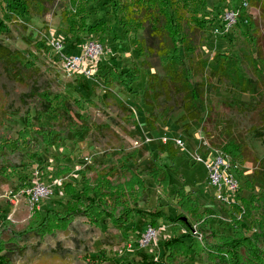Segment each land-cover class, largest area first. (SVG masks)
Instances as JSON below:
<instances>
[{
    "label": "rangeland",
    "instance_id": "1",
    "mask_svg": "<svg viewBox=\"0 0 264 264\" xmlns=\"http://www.w3.org/2000/svg\"><path fill=\"white\" fill-rule=\"evenodd\" d=\"M77 1L28 0L29 16L26 20H17L12 15L3 18L8 33L0 35V45L19 53L18 67L22 77L29 83L36 81L41 92L47 90L60 97L59 101H63L66 110L59 115L53 112L44 116L42 123L50 126L47 131H55L63 139L60 147L46 148L33 135L22 131L21 125L26 110L34 116L35 109L39 108L38 99H22L24 86L11 78L0 63V264H116L136 262L143 256H147L150 262L156 261L160 250L163 251L164 241L170 237L169 224L158 222V225L165 226V230L147 249L133 248L128 252V241L136 243L147 224L136 218L120 229L106 218L107 214L100 227L95 221L100 213H111L113 219L119 217L122 206L150 212L160 209L174 218L177 215L174 195L180 188L198 201L201 211L212 217V225L223 235L233 236L236 231L241 237L250 238L256 252L246 255L242 251V264H264V193L257 188L250 191L240 182L237 201L241 210L229 212L215 200L214 190L206 182L203 165L189 160V153L198 144L205 143L213 148L209 142L219 139L217 136L224 129H229L234 139L243 144L244 160L233 158V166L241 179L252 172L256 159L264 158V145L252 136L248 119L231 113L224 106L230 97L226 87L216 85L215 90L204 96L209 111L208 115H203L205 123L182 120L183 110L175 105L165 123L160 120L153 131L147 130L144 119L150 108L143 105V96L149 76L161 74L162 65L153 56H138L132 45L134 38L145 37L144 31L131 27L126 33L118 20L108 13L107 0H97L87 8L88 20L103 21L111 31L94 35L78 32L74 36L67 30L66 19L79 16ZM186 1L189 4L195 2ZM244 2L246 6L242 5ZM204 4L198 12L199 8H193L195 3L189 9L197 20L210 26L203 32H188L189 27L186 28L194 40L195 55L209 63L217 52L234 54L241 62L243 75L255 80V74L246 62L248 52L244 34L253 36L256 44L253 55L264 62V0H204ZM239 7L242 8L239 23L232 32L226 37L214 36L211 31L219 25L221 14ZM4 12L0 0V19ZM244 16L250 19L254 29L243 23ZM51 37L63 38L71 49L92 38L104 49L97 75L115 68L127 70L137 66L139 81L133 84L132 92L122 86H113L111 96H106L99 76L86 80L69 77L62 71L45 45ZM143 60L147 61L146 65L142 64ZM200 80V76L194 78L195 82ZM212 83L215 85L216 81ZM238 100L247 102L249 97L240 95ZM166 131L168 136H179L185 143V151L176 150L173 160L159 149L158 138ZM127 158L128 170H124L122 165ZM155 159L166 169V190L162 183L152 182L145 173ZM67 169L69 171L65 172ZM81 173H85L86 187H94L93 190L100 195L99 201L86 199L89 190L77 199ZM97 175L104 178L99 176L100 180L91 185ZM56 181L61 184L56 186ZM33 183L49 186L53 194L31 208L21 192L31 188ZM63 185H66L64 190ZM144 185L147 195L143 191ZM73 189H76L75 194ZM110 190L111 196H107L105 193ZM9 191L15 198L6 196ZM114 191L119 197L122 192L125 194L124 198L117 199V210L113 209L110 200L114 198ZM45 209H53L56 214L39 217L37 211ZM200 236L211 240L212 232L202 230ZM174 264L218 263L208 261L204 254H192Z\"/></svg>",
    "mask_w": 264,
    "mask_h": 264
},
{
    "label": "trees",
    "instance_id": "2",
    "mask_svg": "<svg viewBox=\"0 0 264 264\" xmlns=\"http://www.w3.org/2000/svg\"><path fill=\"white\" fill-rule=\"evenodd\" d=\"M1 1L5 12L2 13L0 19V35L8 33V28L3 20L5 16L12 15L13 18L23 21L29 16L28 0H8L7 4V0ZM79 1L81 2L80 5ZM96 1L78 0L76 2L79 16L66 19L67 30L71 34L76 36L80 32L82 35H94L102 31H111V28L106 27L103 21L88 20L87 8ZM194 3L193 8H199L197 12L204 8V0H195L190 4L186 0H107L106 2L108 13L118 20V24L126 33H129L131 27L144 31L145 37L143 39L134 38L131 41L138 56L142 58H152L153 56L162 65V73L150 75L145 88L143 105L149 107L150 111L145 116L144 125L147 130L153 131L160 120L163 123L166 122L165 120L171 114L175 105L183 110L182 120H187L190 123H205L203 115H208L209 111L204 96L208 91L215 90L216 85L223 84L230 95L224 106L231 113L248 119L252 136L264 145V62L253 55V51L256 49L255 39L253 36L244 34L247 44L246 51L248 52L246 62L255 74V80L243 75V70L240 67L241 62L234 54L217 52L208 63L199 55H195L194 40L186 31L187 27H189L188 32H203L210 27L207 23L197 20L193 14L189 13V9ZM240 10H242L241 7ZM244 18L243 23L249 29H254L255 26L252 27L250 19L245 16ZM18 56L19 53L16 51H11L0 45V63L7 69L9 76L25 88L22 99L34 98L39 101V108L35 109L34 116L31 115L29 110H26L21 118L22 131L24 130L29 136L33 135V138L39 140L46 148H58L63 139L59 137L57 132L47 131L50 126L44 125L42 121L46 114L55 112L59 115L60 112L65 113L66 106L63 101H59L60 97L52 95L47 90L41 92L36 86V81L29 83L22 77L20 67H18L20 64ZM142 64L146 65L147 61L143 60ZM22 67H26V65H22ZM139 75L140 69L133 66L127 70L115 68V70H109L101 76H97L101 79L106 96H111L110 88L113 86H122L132 92V86L139 81ZM196 76H200V82L194 81ZM214 80L216 81L215 85L212 83ZM240 95H248L249 100L247 102L238 100ZM137 110H139V107H137ZM127 111L132 115L130 109H127ZM79 117L83 118L80 114ZM186 128L188 129L189 126H186ZM223 131L217 136L221 138L209 142L210 146L229 156L232 161L233 158L244 160L243 144L234 139L229 129ZM159 149L172 160L176 157L177 152L171 145L167 147L160 146ZM127 160L128 158L124 160L122 165V168H125L124 170H128L126 168ZM158 161L155 159L145 173L150 176L152 182L162 183L166 190L168 175L164 165L159 164ZM253 164L252 172L243 179L237 172L239 183L241 182V185L250 191L257 188L264 193V158L256 159ZM68 171L67 169L65 172ZM112 171L113 169L108 172ZM99 176L101 175H97L90 184H95L104 178V176H101L99 179ZM85 181V173H81L77 199L81 198L86 190H89L91 192L87 193L88 197L86 199L91 202L99 201L100 195L93 190L94 187H86ZM108 184H111V182H108ZM65 186L63 185V190ZM143 187L144 190L143 188L142 190L147 195V187L145 185ZM75 193L76 189H73V194ZM105 194L111 196V190ZM120 195V197L117 196L115 192L114 198L110 199L113 202L114 210H117L116 202H119L117 199L125 197L124 192ZM174 198L176 199L177 209V215L173 216L174 218L169 217L167 213L160 209L150 212L141 209L132 210L124 206L120 209L121 215L119 217L114 216V219L111 213L109 215L108 213L99 214V218L95 221L99 227L105 223L106 218H110V222L120 229L136 218L150 226H158L159 221H164L165 224L170 225V237L164 241L163 251L160 250L159 258L156 261L150 262L147 256H143L136 262L116 264H174L179 259L190 258L192 254H204L208 261L218 264H240L242 251L246 255L247 253L254 254L256 252L253 243L249 240L250 238L241 237L236 231H234L233 236H225L222 232H219L216 226L212 225V217L202 212L198 201L184 189H177ZM37 212L39 217L56 214L53 209ZM106 214L107 217L104 218ZM202 230L212 232L210 237L212 241L202 239V237L199 241L197 235L193 234L195 231L201 235Z\"/></svg>",
    "mask_w": 264,
    "mask_h": 264
},
{
    "label": "built area",
    "instance_id": "3",
    "mask_svg": "<svg viewBox=\"0 0 264 264\" xmlns=\"http://www.w3.org/2000/svg\"><path fill=\"white\" fill-rule=\"evenodd\" d=\"M242 5L246 6L247 4L244 2ZM239 18L240 7L225 10L220 16L219 25L212 28V34L216 37H226L237 26ZM45 45L54 59L60 64L62 71L69 77L75 76L90 80L97 76L104 52L103 45L100 42L92 38L83 40L82 43L77 45L79 49L78 54H70L66 51L67 44L63 38L51 37L46 40ZM168 133L166 131L165 134L158 138L160 146L167 147L171 145L175 150L184 152V141L179 136L170 137ZM189 160L203 165L206 171V182L214 190L215 200L219 205L227 207L229 211H233L234 209L236 211L241 210L237 201L239 191L238 175L229 156L215 148H210L205 143H200L192 153H189ZM59 184H61V181L55 182L56 186H59ZM21 193L26 196L27 203L32 208L37 206L41 200L52 196L53 189L43 184L33 183L31 188H26ZM6 196L15 198L12 191H9ZM164 230V225H147L136 243L128 241L126 250L131 252L133 248L139 251L147 249ZM193 234L197 235L198 240H201V236L195 231Z\"/></svg>",
    "mask_w": 264,
    "mask_h": 264
},
{
    "label": "crops",
    "instance_id": "4",
    "mask_svg": "<svg viewBox=\"0 0 264 264\" xmlns=\"http://www.w3.org/2000/svg\"><path fill=\"white\" fill-rule=\"evenodd\" d=\"M66 51L69 52L70 54H78L79 49L76 46L71 49V48L67 47V45H66ZM214 198H215V192H214Z\"/></svg>",
    "mask_w": 264,
    "mask_h": 264
}]
</instances>
